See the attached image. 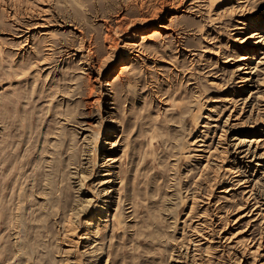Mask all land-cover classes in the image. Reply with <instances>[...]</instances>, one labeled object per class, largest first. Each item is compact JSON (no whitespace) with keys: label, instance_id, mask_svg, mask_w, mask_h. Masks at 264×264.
<instances>
[{"label":"rangeland","instance_id":"obj_1","mask_svg":"<svg viewBox=\"0 0 264 264\" xmlns=\"http://www.w3.org/2000/svg\"><path fill=\"white\" fill-rule=\"evenodd\" d=\"M0 264H264V0H0Z\"/></svg>","mask_w":264,"mask_h":264},{"label":"bare ground","instance_id":"obj_2","mask_svg":"<svg viewBox=\"0 0 264 264\" xmlns=\"http://www.w3.org/2000/svg\"><path fill=\"white\" fill-rule=\"evenodd\" d=\"M258 35H259V34L255 33L254 35H252V36L250 37V39H251V38H253V39H254V38H260V37H258ZM240 60H241V61H242V60H245V58H244V59H240ZM251 60H253V58H251ZM247 69H248L247 65L244 64L241 70H247ZM107 161H111V160L107 159ZM105 168L107 169V170H106L107 174H106L104 177L108 178L109 181H108V182H104V184L113 183V182H110V179L113 177V173L111 172V171H112L111 168L109 167V165L106 166ZM111 181H112V180H111ZM81 188H82V185H80V188H79V189H80L81 191H84V190H82Z\"/></svg>","mask_w":264,"mask_h":264}]
</instances>
